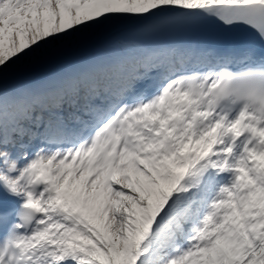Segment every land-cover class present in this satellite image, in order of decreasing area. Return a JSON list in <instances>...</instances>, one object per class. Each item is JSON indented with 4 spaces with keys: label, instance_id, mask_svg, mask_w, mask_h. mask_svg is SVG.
<instances>
[{
    "label": "snow or ice",
    "instance_id": "1",
    "mask_svg": "<svg viewBox=\"0 0 264 264\" xmlns=\"http://www.w3.org/2000/svg\"><path fill=\"white\" fill-rule=\"evenodd\" d=\"M264 0H0V264H264Z\"/></svg>",
    "mask_w": 264,
    "mask_h": 264
},
{
    "label": "clouds",
    "instance_id": "2",
    "mask_svg": "<svg viewBox=\"0 0 264 264\" xmlns=\"http://www.w3.org/2000/svg\"><path fill=\"white\" fill-rule=\"evenodd\" d=\"M264 72L261 68H246L239 72H230V77L233 81L247 80L253 76H258ZM237 103H243L245 107L251 110H259L260 107L264 106V87L257 85L251 92L235 96Z\"/></svg>",
    "mask_w": 264,
    "mask_h": 264
}]
</instances>
